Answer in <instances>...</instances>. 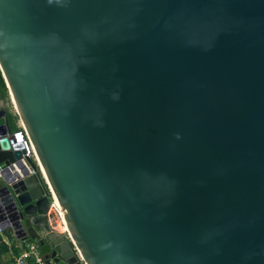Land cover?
Instances as JSON below:
<instances>
[{
    "label": "water",
    "instance_id": "obj_1",
    "mask_svg": "<svg viewBox=\"0 0 264 264\" xmlns=\"http://www.w3.org/2000/svg\"><path fill=\"white\" fill-rule=\"evenodd\" d=\"M0 69L43 171L2 100L6 234L48 264H264V0H0Z\"/></svg>",
    "mask_w": 264,
    "mask_h": 264
},
{
    "label": "built area",
    "instance_id": "obj_2",
    "mask_svg": "<svg viewBox=\"0 0 264 264\" xmlns=\"http://www.w3.org/2000/svg\"><path fill=\"white\" fill-rule=\"evenodd\" d=\"M18 125H19V130L15 131V135L18 142L24 143V150H25L24 157L28 156L32 158L38 165L41 173H43L34 145L28 135L27 130L25 129L21 121L20 123H18ZM46 184L48 185V183ZM48 188L50 191L51 208L55 210L61 223L63 224L64 231L67 232L68 230L66 229L64 220L62 219V216L56 205L55 198L53 196L52 190L49 185ZM0 232H3L1 223H0ZM12 257H13V264H48L47 260L45 259L44 255L40 250L39 240L37 239L31 241L27 246L23 247L20 251H14V253H12Z\"/></svg>",
    "mask_w": 264,
    "mask_h": 264
},
{
    "label": "trees",
    "instance_id": "obj_3",
    "mask_svg": "<svg viewBox=\"0 0 264 264\" xmlns=\"http://www.w3.org/2000/svg\"><path fill=\"white\" fill-rule=\"evenodd\" d=\"M8 87L6 85L4 76L2 74V71L0 69V101L2 100H6V98L8 97ZM8 114H7V118H8V123H9V127L11 128L12 131H18L19 130V125H18V120L19 117L18 115L14 114L12 111H10L8 108ZM8 246L2 241L1 237H0V256L8 253Z\"/></svg>",
    "mask_w": 264,
    "mask_h": 264
},
{
    "label": "crops",
    "instance_id": "obj_4",
    "mask_svg": "<svg viewBox=\"0 0 264 264\" xmlns=\"http://www.w3.org/2000/svg\"><path fill=\"white\" fill-rule=\"evenodd\" d=\"M3 106L2 101H0V109ZM0 237L2 241L8 246L9 252L0 256V264H13L12 253L14 251H20L23 247L27 246L29 243H25L14 236H9L4 231L0 232Z\"/></svg>",
    "mask_w": 264,
    "mask_h": 264
},
{
    "label": "rangeland",
    "instance_id": "obj_5",
    "mask_svg": "<svg viewBox=\"0 0 264 264\" xmlns=\"http://www.w3.org/2000/svg\"><path fill=\"white\" fill-rule=\"evenodd\" d=\"M4 106H5L6 108H8L10 111H12L14 114L17 115L16 109H15V107H14V105H13V99H12V97H11V95H10L9 92H8V97H7L6 100L4 101ZM18 123H20V118H19V120H18Z\"/></svg>",
    "mask_w": 264,
    "mask_h": 264
},
{
    "label": "bare ground",
    "instance_id": "obj_6",
    "mask_svg": "<svg viewBox=\"0 0 264 264\" xmlns=\"http://www.w3.org/2000/svg\"><path fill=\"white\" fill-rule=\"evenodd\" d=\"M13 102H14V100H13ZM56 205H57V203H56ZM58 207V206H57Z\"/></svg>",
    "mask_w": 264,
    "mask_h": 264
}]
</instances>
